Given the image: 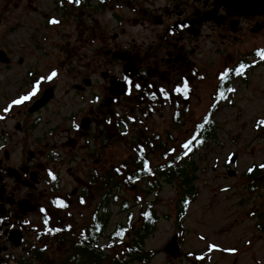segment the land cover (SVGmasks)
Masks as SVG:
<instances>
[{
	"label": "rangeland",
	"instance_id": "obj_1",
	"mask_svg": "<svg viewBox=\"0 0 264 264\" xmlns=\"http://www.w3.org/2000/svg\"><path fill=\"white\" fill-rule=\"evenodd\" d=\"M31 24L36 25L37 22ZM12 25L14 23L10 20L0 22V47L10 45L11 49L7 50L11 52L13 59L10 67L0 63V116L4 117L0 120V134L6 138L5 148L8 149L11 159H18L21 153L25 154V150L21 149L23 136L26 138L39 136L46 128L57 122L66 124L70 118L65 117L66 115L72 117L71 111H80L89 107L85 104V98H77L72 84L79 81V77L90 72L87 62L92 61L94 51L74 49V58L71 62L66 61V64H70L69 68L58 66L57 76L40 83L39 88L45 83L54 81L52 82L55 89L54 98L49 106L40 112L41 121L37 127L31 132L22 134L14 128L15 121L10 115L11 112L15 113V108L7 113L3 109L13 98L22 96L21 92L28 88L25 81L29 78L27 75L29 67L35 66L38 69L34 68V71L49 73L52 60H56L57 56L62 58V50L26 49L33 47L27 36L28 32L17 35L10 30L12 27L9 29ZM138 29L139 26L131 28L133 32ZM50 38L59 39L55 33ZM200 50L201 56L196 55L195 59L198 60L200 72L205 77L197 83L193 93V115L185 117L186 122L177 131L178 135L205 109L216 80L224 69L231 65L230 60L236 58V49H231L232 55L228 59L218 55L213 49ZM51 53L55 55L51 56ZM21 56L24 58L22 63L18 61V57ZM255 66L248 73L246 82L238 79L233 81L234 91L214 114L217 122L216 140L196 151L195 164L188 170L195 176L193 185L196 194L180 222V229L183 231L182 238L179 236L182 253L175 261L172 260V264H264V231L257 226L264 219V179L256 190L251 191L246 178L240 176L249 165L264 162V124L257 126V119L264 118V60H260ZM112 67L116 69L117 65ZM95 76L101 81L100 73H96ZM130 100L123 97L120 102L122 106L118 110L127 107L125 103ZM148 123L153 129L164 133L168 127L172 128L169 110L164 108L162 112L153 114ZM65 129L59 126L56 128L58 132L50 141L57 147L49 149L54 154L62 155L61 159L65 161L64 164L59 165L62 191L79 189L82 179L93 164L102 166L108 160L116 162L130 153L127 140L118 141L112 136L113 143L99 151V159L89 161L82 148L83 145H79L80 138H77L76 144L68 149L63 141L70 134ZM131 131L132 128L129 126L125 135L127 139H130ZM2 151L3 149L0 151L1 158H3ZM71 154L75 155L74 158L70 157ZM234 154L235 166L229 161L230 156ZM225 162L235 170V176L227 174ZM142 186L141 182L135 189L120 192L117 204L110 205L111 216L105 228L106 232L113 229L117 223H125L131 210L133 227L129 235L130 237L133 235L140 222L137 205H133L131 199L133 190L138 191ZM177 189L178 187L173 183L163 182L158 193H149L146 196V199L154 202L159 220L155 232L145 239L146 248L157 250L148 264H168V260H171L164 246L170 241L177 228L179 229L175 223ZM20 194L21 189L18 192V195ZM44 197L43 194H39L36 195L35 200L41 202ZM121 198L128 199L130 209L122 210L118 204ZM257 209L261 210V215L257 213ZM30 217L37 222L38 218H32V213ZM55 263L56 260L50 253L45 264Z\"/></svg>",
	"mask_w": 264,
	"mask_h": 264
},
{
	"label": "flooded vegetation",
	"instance_id": "obj_2",
	"mask_svg": "<svg viewBox=\"0 0 264 264\" xmlns=\"http://www.w3.org/2000/svg\"><path fill=\"white\" fill-rule=\"evenodd\" d=\"M43 9L53 11L49 18L61 22V44L53 49H95L92 61L87 62L93 70L89 75L103 69L104 84L93 81L96 105L89 107L85 116L89 118V132H97V136L105 132L106 126L100 129L101 121L109 117L111 123V104L120 101L121 96L110 94L112 79L129 84L131 97L136 100L145 93L135 85L146 87L148 93H159L161 87L182 81L181 75L192 81L190 73L199 49H225L227 44L244 49L246 40L259 42L264 37V13L240 14L220 0H80L79 4L45 0ZM13 11L17 12L14 20L27 17L38 11L37 0H0L1 20ZM132 26L142 29L133 32ZM17 29L24 31L21 26ZM115 52L124 53L125 58ZM112 64L119 65L115 71L110 68ZM90 87L80 86L78 91ZM107 98L109 104L105 103ZM5 169L0 163V247L5 245L9 230L21 223L17 205L21 200L29 204L35 201L36 186L42 178L41 165L34 167L37 182L31 186L19 182L30 175V169L21 167L12 173Z\"/></svg>",
	"mask_w": 264,
	"mask_h": 264
},
{
	"label": "trees",
	"instance_id": "obj_3",
	"mask_svg": "<svg viewBox=\"0 0 264 264\" xmlns=\"http://www.w3.org/2000/svg\"><path fill=\"white\" fill-rule=\"evenodd\" d=\"M139 166V165H138ZM184 171H182L183 173ZM111 175H113L111 173ZM144 228H146L144 226ZM150 229L149 227L146 228ZM59 240L65 241L64 237L58 238ZM135 248L137 251L131 252V260H142L146 259L147 256L143 255L139 248L140 241H136ZM118 253V252H117ZM60 257L62 258L57 264H129L128 263V254L123 253L122 255L118 253L116 258L113 256H109L107 253L101 252L95 248L94 244H89L88 242H79L78 244H71L67 246V250L65 255L63 253V249L60 252Z\"/></svg>",
	"mask_w": 264,
	"mask_h": 264
},
{
	"label": "snow or ice",
	"instance_id": "obj_4",
	"mask_svg": "<svg viewBox=\"0 0 264 264\" xmlns=\"http://www.w3.org/2000/svg\"><path fill=\"white\" fill-rule=\"evenodd\" d=\"M73 2L79 4L80 3V0H69V3H73ZM49 23H51V24H58L59 21H57L55 19H52V20L49 21ZM257 55L260 57L261 60H264V50L258 51L257 52ZM243 67L244 66L241 65L240 68L237 69V71H236V74L237 75H240L242 73ZM227 75H228V72H227V70H225L223 73H221V75L219 77L220 80H224L227 77ZM55 76H57V73L55 71H52L51 74L48 75L46 79L51 80ZM39 85H40V81H37L36 84L32 85L31 91L28 94L22 95L18 99H14L8 107H6V108L3 109V111L5 113H7V112H9V110L11 109V107L13 105H15V106H21V105H23L25 101H28L31 97H34L37 94ZM135 87L138 89L139 88V85H135ZM183 90L185 92L188 91V84L186 82L183 85ZM176 91H180V89H176ZM227 91L233 92L234 89L228 88ZM220 97L221 98L223 97V93H220ZM3 119H4V117L3 116H0V120H3ZM204 119L207 120V117H205ZM260 123L261 124H264V121H261ZM197 127L199 128V127H201V125H197ZM194 142H198V137L193 133L192 136L187 141H185L183 144L180 145V148H182L184 150V155H187L188 152H190L192 150L191 146H192V144ZM171 151L175 152L176 149H172ZM143 167H144V170L145 171H147V172L150 173L149 164H148V162L146 160L143 161ZM259 167L262 168V169H264V164L259 165ZM249 171H252V169H249ZM48 175H49V177L51 179H53V180L56 179V177L53 175V173L51 171L48 172ZM224 190L226 191V189H224ZM55 203L58 206H63V207H66L67 206V205H64V203H63L62 200H58ZM81 203H84V201L81 200ZM41 211H43V209H41ZM45 223H47V218L45 219ZM59 230L60 229H54L52 231H59ZM120 234L121 233H118V235H120ZM198 259H199V257H198Z\"/></svg>",
	"mask_w": 264,
	"mask_h": 264
},
{
	"label": "water",
	"instance_id": "obj_5",
	"mask_svg": "<svg viewBox=\"0 0 264 264\" xmlns=\"http://www.w3.org/2000/svg\"><path fill=\"white\" fill-rule=\"evenodd\" d=\"M228 1H230L233 5L239 4L237 1L234 0H228ZM45 99H47V97H45ZM33 108H35V106ZM33 108L31 109L33 110ZM167 250L172 256H177L179 254L178 245L174 242H172L169 246H167Z\"/></svg>",
	"mask_w": 264,
	"mask_h": 264
}]
</instances>
